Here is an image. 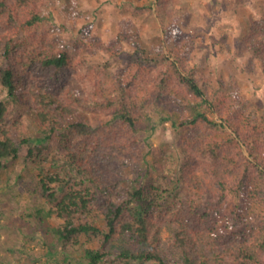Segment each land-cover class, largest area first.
Instances as JSON below:
<instances>
[{
  "label": "trees",
  "instance_id": "1",
  "mask_svg": "<svg viewBox=\"0 0 264 264\" xmlns=\"http://www.w3.org/2000/svg\"><path fill=\"white\" fill-rule=\"evenodd\" d=\"M50 2L0 0V87L20 108L12 116L0 99V170L22 149L40 169L25 190L44 202L27 214L24 245L41 238L54 264L59 254L74 264L72 252L81 264H264V102L246 100L236 82L208 86L186 64L166 0H155L163 49L138 47L105 82L106 65L89 69L93 93L78 95L64 72L83 67L87 51L117 56L120 46L84 31L64 40L65 28L43 14ZM242 41L264 68V11L247 19ZM86 109L105 114L96 128ZM155 114L179 115L173 144L149 141Z\"/></svg>",
  "mask_w": 264,
  "mask_h": 264
},
{
  "label": "rangeland",
  "instance_id": "2",
  "mask_svg": "<svg viewBox=\"0 0 264 264\" xmlns=\"http://www.w3.org/2000/svg\"><path fill=\"white\" fill-rule=\"evenodd\" d=\"M169 10L176 18L175 41L181 47L186 64L193 66L208 86L225 87L232 82L239 86L241 95L250 102L257 99L264 102V68L260 61L251 59L244 50L243 37L247 32V19L259 18L264 11V0H166ZM155 0H51L43 6V14L51 24L62 25L64 40L80 39L81 32L91 39L103 44H118L120 53L112 56L106 51H87L83 54V67L64 72L62 79L81 96L93 93L92 79H88L89 69L107 66L106 76L97 78L105 82L113 79L128 64L138 47L152 53H159L163 43L164 24L156 12ZM173 23V22H172ZM171 24V23H170ZM171 27V26H170ZM176 47V45H175ZM3 58L0 54V66ZM86 77V78H84ZM0 99L8 101L12 116H16L20 108L7 96L0 87ZM90 124L96 128L97 118L105 114L96 109L83 110ZM186 113H189L187 111ZM153 116V124H157L150 142L153 145L173 144L176 129L180 122L179 115L164 114ZM174 124V125H173ZM36 139H39L37 126L29 125ZM146 151V147L140 149ZM20 149V156L9 162L6 170H0V264H54L57 256L48 257L46 249L41 247L40 240H29L24 245L25 237L33 230L24 223L34 225L28 213L44 204L37 195L25 190L33 184V179L40 169L28 164ZM175 162L180 163V154L174 150ZM129 176H133L129 172ZM125 177L123 186L130 191L131 177ZM133 178V177H132ZM112 182L116 180L111 178ZM182 196L189 193L182 190ZM51 225L59 220H50ZM167 233L162 232V238ZM86 241L85 237L81 238ZM88 248H98L96 238L87 237ZM78 253L81 247L78 246ZM54 249V248H53ZM69 249L68 251H70ZM80 255V254H79ZM78 254L66 255L74 264H81ZM63 254L58 261L63 263ZM53 261H46L51 260ZM82 264H86L83 262Z\"/></svg>",
  "mask_w": 264,
  "mask_h": 264
}]
</instances>
